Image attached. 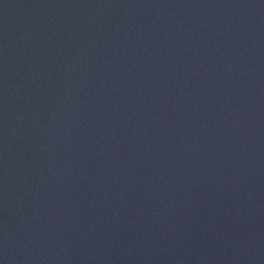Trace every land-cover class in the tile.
<instances>
[{
	"label": "water",
	"instance_id": "95a60500",
	"mask_svg": "<svg viewBox=\"0 0 264 264\" xmlns=\"http://www.w3.org/2000/svg\"><path fill=\"white\" fill-rule=\"evenodd\" d=\"M0 264H264V0H0Z\"/></svg>",
	"mask_w": 264,
	"mask_h": 264
}]
</instances>
